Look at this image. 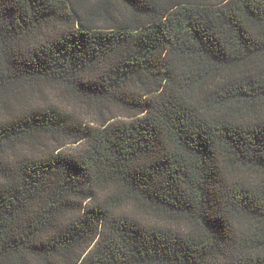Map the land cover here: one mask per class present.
Listing matches in <instances>:
<instances>
[{
    "label": "trees",
    "instance_id": "obj_1",
    "mask_svg": "<svg viewBox=\"0 0 264 264\" xmlns=\"http://www.w3.org/2000/svg\"><path fill=\"white\" fill-rule=\"evenodd\" d=\"M0 264H264V0H0Z\"/></svg>",
    "mask_w": 264,
    "mask_h": 264
}]
</instances>
